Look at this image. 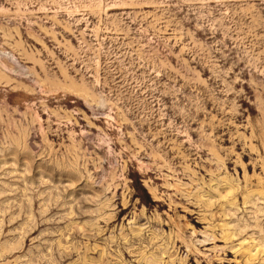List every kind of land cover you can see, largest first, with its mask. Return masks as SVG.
<instances>
[{
	"label": "rangeland",
	"instance_id": "rangeland-1",
	"mask_svg": "<svg viewBox=\"0 0 264 264\" xmlns=\"http://www.w3.org/2000/svg\"><path fill=\"white\" fill-rule=\"evenodd\" d=\"M0 264H264V0H0Z\"/></svg>",
	"mask_w": 264,
	"mask_h": 264
},
{
	"label": "bare ground",
	"instance_id": "bare-ground-1",
	"mask_svg": "<svg viewBox=\"0 0 264 264\" xmlns=\"http://www.w3.org/2000/svg\"><path fill=\"white\" fill-rule=\"evenodd\" d=\"M4 57H10L11 59L15 60L14 56L10 53L1 52ZM16 61V60H15ZM3 65V64H2ZM5 67V66H4ZM5 69V68H3ZM6 71V70H5Z\"/></svg>",
	"mask_w": 264,
	"mask_h": 264
}]
</instances>
